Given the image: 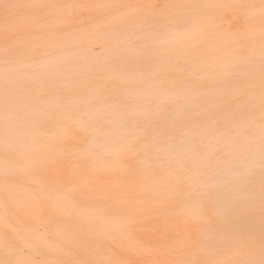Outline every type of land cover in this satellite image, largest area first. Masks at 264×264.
Here are the masks:
<instances>
[{
	"label": "bare ground",
	"instance_id": "6f19581e",
	"mask_svg": "<svg viewBox=\"0 0 264 264\" xmlns=\"http://www.w3.org/2000/svg\"><path fill=\"white\" fill-rule=\"evenodd\" d=\"M0 227V264H264V0H0Z\"/></svg>",
	"mask_w": 264,
	"mask_h": 264
},
{
	"label": "rangeland",
	"instance_id": "374dc122",
	"mask_svg": "<svg viewBox=\"0 0 264 264\" xmlns=\"http://www.w3.org/2000/svg\"><path fill=\"white\" fill-rule=\"evenodd\" d=\"M162 2H164V1H162ZM238 22H239L238 24H239L240 26H244V21H243V19H242L241 16L238 18ZM0 229H2V228L0 227ZM6 236H7V238H8L9 241H14V238H13L12 235H9V234L7 233ZM25 249L28 250V248H24V249H23V252L27 253L28 251H26ZM38 259L40 260L41 257L38 256ZM5 264H7V260H6V263H5Z\"/></svg>",
	"mask_w": 264,
	"mask_h": 264
}]
</instances>
